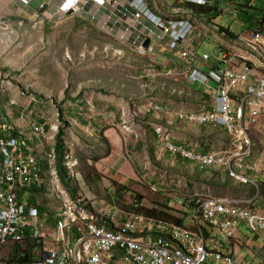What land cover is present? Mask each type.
I'll use <instances>...</instances> for the list:
<instances>
[{
  "label": "built area",
  "instance_id": "obj_1",
  "mask_svg": "<svg viewBox=\"0 0 264 264\" xmlns=\"http://www.w3.org/2000/svg\"><path fill=\"white\" fill-rule=\"evenodd\" d=\"M32 1L13 0L22 8H29ZM50 1L56 2L55 9L34 14L36 26L65 17L84 19L91 15L90 7L96 11L106 8L108 21L101 30L110 35L119 22L125 27L123 34H135L126 40L135 54L153 55L156 52L153 44L158 43L161 52L169 55L157 64L158 75L207 86L210 91L201 90L205 97L196 110H173L152 102L146 105L156 121L153 133L157 146L171 158L187 162L200 172L219 170L238 183L256 186L255 177L264 174V126L259 124L264 118L261 31L235 37L240 49L220 52L217 65L206 68L204 63L209 54L198 55L193 45L206 36L205 32L185 9L172 7V14L186 17L170 18L155 15L146 0H45L39 8L48 7ZM180 1L215 8L219 14L231 8L227 0ZM112 17L116 21L110 23ZM176 123L193 128H219L227 138L226 145L208 149L199 142L178 143L174 136ZM57 128L53 126L54 133ZM28 130L36 138L46 134L44 126L25 110L18 113L16 123L5 118L0 121V264H9L10 245L21 244L28 228L31 237L40 244L38 256L31 264H235L239 248L250 242L243 241L240 227L264 239V211L253 208L257 193L251 199L213 196L206 191L188 201L180 197L177 207L185 223H190L183 227L143 214L137 200L126 203L119 213H111L92 205L81 191L78 196L89 202L86 207L76 202L62 184L54 144L45 154L47 170L42 171L33 154ZM254 134H260L262 141H255ZM77 165V159L69 151L65 166L78 185L76 176H81L74 171ZM45 182L48 188L44 193L55 204L56 214L52 218L40 216L35 206L19 198L20 192H27L31 186L41 189ZM168 188L174 189L172 185ZM149 189L157 192L154 184ZM49 219L53 220L52 225H48ZM97 220L104 223L97 225Z\"/></svg>",
  "mask_w": 264,
  "mask_h": 264
},
{
  "label": "rangeland",
  "instance_id": "obj_2",
  "mask_svg": "<svg viewBox=\"0 0 264 264\" xmlns=\"http://www.w3.org/2000/svg\"><path fill=\"white\" fill-rule=\"evenodd\" d=\"M167 5H172L171 0H167ZM5 17L9 19L6 24L3 23ZM21 17L27 21L16 15L7 17L0 14V75L3 82L9 80L12 88L17 92L34 97L35 100L44 102L47 100L46 102L49 103L47 119L51 122L49 124H55L57 127L65 125L67 152L71 151L69 149L70 142L73 140L79 142L80 151L78 157H75L78 163L77 171H74L78 172L81 178L76 176L79 186L75 179H73L72 186L75 187L76 192L82 191L88 200L92 201V205H98L105 211L111 210V213L116 211L119 213L120 208L123 209L126 203L130 204L133 200L140 201L142 207L151 208L154 203L166 204L165 200L170 197L169 195H172L170 198L172 208L178 206L177 201L180 197L188 201L196 194H205L206 188L210 189L213 196L246 197L247 194L242 191L235 192L236 189H239V184L228 178L227 175V180L220 181L217 174L210 171L211 169L200 172L187 162L181 161L184 163L181 165L179 160V162L176 161V168L169 165L168 168L159 170L168 178L167 181L173 180V183L168 181L167 184H172L176 191L168 193L169 197H159L149 187L146 188L140 183L126 185L127 189H123V192L119 193L120 186L114 184L112 180L109 179V183L112 184V188H110L107 185V179L100 180V176L105 177L104 175L100 173L101 175L99 174L96 178L97 171L94 163L108 149L106 141L104 142L99 133L101 130L100 121L102 122L104 117H96L94 120L90 112L91 109L89 112L85 109V113L88 114L86 116L88 122L85 123L87 126L69 121L66 114L60 116L57 121L56 108L52 105L62 110L65 108L62 106H67L66 100L88 98L102 104L109 101H121L134 107L137 103L144 105L150 101L170 104L173 107L186 106L185 109L196 110L203 98L201 90L207 93L210 89L207 86L195 84L192 88H199V91L194 89L189 91V95H185V90H188L184 88L186 82L181 78L158 75L159 66L152 56L135 54L91 26L84 24L80 18H67L60 25L55 24L52 28L45 24L39 25V27L34 25L35 28H33L34 23L31 22L35 18L29 21L30 15L25 18L23 14ZM222 21L224 18L220 16L217 25L227 28L228 24H224ZM232 33H234L233 30ZM202 51L207 52L210 57V60L205 64L213 66L218 56V46L213 43L202 45L198 53L201 54ZM203 72H207L206 69ZM71 101L69 102L71 103ZM64 102L66 103L63 104ZM144 120L135 117L132 124L139 122L140 125V122ZM142 126L149 128L147 124H142ZM183 126L185 128L183 135L191 134L189 140L202 141L208 149L218 148L227 142L224 132L219 128ZM259 138L260 136H256L255 140L260 141ZM72 153L74 156L77 155L76 152L72 151ZM137 161L138 158L134 160V164ZM134 164L130 163V169ZM217 173H220L219 170ZM144 179L146 181V178ZM260 179H264V174L258 178V180ZM138 180L144 182L141 178ZM226 181L228 187L225 186ZM44 184L42 194L37 193V201L40 204L47 202L44 192H47L48 182ZM156 188L158 187L156 186ZM29 199V194L25 195V201L28 202ZM255 207H264L261 197L257 200ZM175 210L180 211L178 207ZM185 225L189 226V221ZM240 232L245 235L249 234L244 227H240ZM258 239L263 238L251 235L250 242L245 243L238 250L235 264H264V243ZM26 240L28 242V236L22 241L23 246L16 254L17 257H20L21 252H28ZM255 240L257 241L255 242ZM32 256L34 259L38 256L37 250L32 251Z\"/></svg>",
  "mask_w": 264,
  "mask_h": 264
},
{
  "label": "crops",
  "instance_id": "obj_3",
  "mask_svg": "<svg viewBox=\"0 0 264 264\" xmlns=\"http://www.w3.org/2000/svg\"><path fill=\"white\" fill-rule=\"evenodd\" d=\"M146 1L148 2L149 8L154 12L155 15L162 17H170L172 15V6L167 5V0H146ZM227 1L230 3L231 8H229L227 11L223 13L218 14L217 15L218 17L216 18L212 15V13L200 17L193 16V21L200 28V30L205 32L204 34L206 35L201 41H195L193 44L194 46H196L198 55H201L203 53L208 54L207 52H203V51L201 54H199L198 51L202 48V45H210L211 43L216 44L218 46L219 48L218 55L220 54V52L223 51L240 49L235 39L231 41L230 39L223 38L222 35L220 34V29L226 30L229 33V35L233 36V38L239 35L243 37H248L252 31H261L264 34V0H227ZM44 2L45 0H33L29 8L26 7L22 8L17 3L13 2V0H0V14L7 17H14L16 15L18 18H21L24 21L27 20L22 18L21 16L24 14L26 18V16L30 15L29 21H32L34 18V14H40L39 6ZM55 6H56V2L50 1L48 7H46L45 9L52 11L55 9ZM88 12L92 16H95V19L90 18L91 15L88 14L84 19H81L82 20L81 22H83L88 26H91L92 28H94L104 36L108 37L109 39L113 40L117 44L122 45L127 49L131 50L128 44L126 43L127 42L126 40L134 37L135 34L134 33L123 34L125 27L121 26L119 22L116 23L117 28L110 35L105 30H101V27L104 24H106L108 21V16H107L108 10L106 8H100L99 10L96 11L95 8L92 9V7H90L88 9ZM220 16L224 18V21L222 22L224 24H228L227 28L217 25V20ZM67 18H76V17H65L63 19L58 20V22L47 21L45 25L52 28L53 26H55V24L60 25ZM7 21H9L8 18L6 17L3 18L4 24H6ZM115 21L116 20L113 17L110 19V23H113ZM31 23H34L32 27L35 28L34 27L35 20L32 21ZM121 23L124 22L121 21ZM232 30L234 31V33H232ZM153 46L156 52L153 55H149V57L152 56L156 64L160 63L163 57L169 56L166 52H161L160 44L154 43ZM209 60L210 57L206 62H208ZM204 65L206 66V68H213L217 65V61L215 60L213 66H208V64L205 63ZM179 68H182L180 63H179ZM193 86H195V84L191 85L189 83H186V86L184 85V88L188 89L185 90V95L187 94L189 95V91H193L194 89L195 90L199 89V88H192ZM0 94H1L0 121L3 118H5L12 123H16L18 113L21 110H25L26 112L31 114L35 122L44 126L46 134L43 138L34 137L32 134H30L29 130H28V137L30 138V145L33 148V154L35 155L38 164L42 166V171L45 172L47 170L46 168L47 165L45 162V154L53 146V144L55 147V135H56L52 129L55 124H49L51 122H49L47 119L49 103L46 102L47 100L45 102L37 99L35 100L33 99L34 97H28V95H25L21 92H17L14 88H12V85L9 80L6 81L5 83L3 82L1 75H0ZM69 101L71 100H66L67 106H62L65 107L62 110H60L59 107L52 105L56 108L55 116L57 118V121L59 120L58 118H60V116L66 114V116L69 118V121L71 122L73 121L74 123L79 122L81 124H84L83 126H87L85 123L88 122L86 117L88 116V114H86L85 111L87 110L89 112L90 109H91L90 112L92 113V119L95 120L96 117H100V116L104 117V118L101 117L103 121L102 122L100 121L101 130L100 132L99 131L98 132L102 135L104 142L106 141L108 145V149H106V152L104 151L103 155L100 156V159L94 163L98 175L101 173L102 175L105 176V177L100 176V180L102 179L104 181L107 179L108 182L107 185L110 188H112V184L109 183V179L112 180L114 184L116 183L120 186L140 183L147 188L149 187L150 184H154L155 186L158 187L157 192L155 193L158 194L159 197L168 196L169 194L174 193L176 191L174 189L168 188L169 185L172 184L170 183L167 184V182L171 181L173 183V180L169 179L167 181L168 178H166L164 174L160 173L159 170L161 171L160 168L166 169L169 167V165H172L173 168H176L175 165L177 162L180 161L181 165L184 164L185 162L182 161L184 162L182 163L181 160L178 161L177 159L171 158V156H169L167 152H165L164 150H162L157 146L155 135L153 133V128L156 125V121L154 119L153 113L147 112L146 110V105L150 101L144 105L137 103L136 106L134 107L121 101L120 102L109 101V102H105L104 104L98 103L96 100L93 101L88 98L85 100L75 99L72 100L71 103ZM66 102H64L63 104H65ZM152 103L168 105L173 110H186L185 109L186 106L173 107L170 104L156 103V102L155 103L152 102ZM64 110H66L68 113L67 112L65 113ZM133 114H136V116H133ZM135 117H138V119L141 120H144L145 118L147 119L144 120L143 122H140L141 123L140 125L139 122H137L136 124H132V120ZM150 120H152V122H150ZM142 124H147L149 128L142 126ZM259 124L261 127L264 126V118L260 120ZM175 126H178L177 131L174 132L176 142L178 143L190 142V141L198 142V140H189L191 139L189 137L191 134L183 135L184 133L183 130H185L183 125H179L176 123ZM256 136H260L259 139L260 141H262V137L260 134H254L253 135L254 139ZM199 143H202V141H199ZM69 145L71 146L69 147V149H71L70 152L72 151L74 153L76 152L77 155L76 156L73 155V156L77 158L78 152L80 151L79 142L77 140H73L72 142H70ZM223 145H226V143ZM136 158H138V161L136 164H134V160ZM171 160H174L175 162H172ZM130 163L134 164V166H132L131 169L129 167ZM154 167L156 168L153 169ZM134 170H136V173H134ZM143 177L146 178V181ZM138 178L143 179L144 182L138 180ZM262 181L264 182V180ZM25 195H28V191L20 192L19 198L22 201L27 202L25 201ZM35 195L33 194V196L35 197V201L37 205L40 206V203L37 201V196ZM45 195L47 202L46 204L40 207L41 210L39 209L40 210L39 213L40 216H47V218H52V216L56 214L55 204L47 194ZM169 196H168L169 198H167L165 202L168 206L171 207L170 198L172 195ZM173 208L177 209V207H172V209ZM52 224H53V220L49 219L48 225H52ZM249 235L250 234L248 235L243 234L242 236L243 241L244 239L250 241L251 235L250 237ZM258 240L264 243V239H258ZM256 241L257 240H255V242ZM240 249L241 248H239V250Z\"/></svg>",
  "mask_w": 264,
  "mask_h": 264
},
{
  "label": "trees",
  "instance_id": "obj_4",
  "mask_svg": "<svg viewBox=\"0 0 264 264\" xmlns=\"http://www.w3.org/2000/svg\"><path fill=\"white\" fill-rule=\"evenodd\" d=\"M171 1H172V5H171L172 7L185 9L186 11L191 13L192 19H193V16L194 17H200L203 15H207L209 13H212L213 16H216L219 14V12L215 8H210V7H205V6H197V5H192V4H188V3H182L180 0H171ZM184 17H186V16L180 15V14H172L170 16V18H184ZM220 34L222 35L223 38L230 39L231 41L233 39H235V38H233L232 35H229V33L226 30L220 29ZM203 97H205V95ZM64 129H65V125L58 126L57 132L55 135V153L57 156L56 157L57 173L59 175V178H60L62 184L68 190L71 197L75 201H77L78 203L83 204L84 206L88 207L89 202H87V200L83 196H78L77 193H80V192L79 191L76 192L75 187L72 186V183H74L73 178L70 177L69 171L67 170V168L65 166L66 156L68 153L67 152L68 147H67V143L65 141ZM210 171L215 172L217 174V176L219 177L220 181H222V179L227 180L226 174L220 175V173H217V171H214V170H210ZM96 178H98V173H97ZM258 178H260V176L255 177L256 186H253L250 183L242 184V183L237 182V184H239L238 185L239 189H236L235 192L242 191V193L247 194L246 197L239 198V197H231V196H227V195H224L222 197H229V198H235V199H251L257 193V197L255 198V201H254V204L257 205V200L260 197H261V200L264 201V182L262 181L264 179L258 180ZM225 183H226L225 186L228 187L227 181ZM123 189L126 190L127 189L126 186H120L118 188L119 193L123 192ZM43 190H44V187L42 189L36 188L35 186H31L30 188H28V191L30 192V193L28 192L30 199L28 200L27 203H28V205L30 204V205L35 206L38 209V212H40V210H41L40 207L46 203L40 204V206L37 205V203L35 201V197L33 196V194L34 195L36 194L35 196H37V198H38L37 193L39 192V194H42ZM206 192L211 194V191L209 188H206ZM40 196L42 197V195H40ZM253 208L264 211V207L258 208V207L253 206ZM139 210L141 212H143V214H145L149 217L161 219V220L166 221V222H171V223H174L176 225H180L182 227L185 224V219H184V217H182V213L179 212L178 210L172 209L171 207H169L165 203L164 204L154 203L151 208H145V207L141 206ZM103 223L104 222H102V221L101 222L98 220L96 221L97 225H101ZM31 234H32V231L30 228H28V230L25 231V236L26 237L28 236V242L26 240V243L28 244V252L27 251L25 253L21 252L20 257H17L16 254L22 248L23 244L12 245L10 256L7 258V261L9 264H31L34 261V258L32 256V251L38 250L40 247V244L36 243V240L31 237ZM26 237H25V239H26Z\"/></svg>",
  "mask_w": 264,
  "mask_h": 264
},
{
  "label": "water",
  "instance_id": "obj_5",
  "mask_svg": "<svg viewBox=\"0 0 264 264\" xmlns=\"http://www.w3.org/2000/svg\"><path fill=\"white\" fill-rule=\"evenodd\" d=\"M44 10H45V8H41V9L39 10V13L41 14ZM147 44H148V41H145L144 46L146 47Z\"/></svg>",
  "mask_w": 264,
  "mask_h": 264
},
{
  "label": "bare ground",
  "instance_id": "obj_6",
  "mask_svg": "<svg viewBox=\"0 0 264 264\" xmlns=\"http://www.w3.org/2000/svg\"><path fill=\"white\" fill-rule=\"evenodd\" d=\"M57 157V156H56ZM47 168V167H46ZM42 189V188H41ZM29 192V191H28ZM30 193V192H29ZM77 202V201H76ZM48 207V206H47ZM10 247H12V245H10Z\"/></svg>",
  "mask_w": 264,
  "mask_h": 264
}]
</instances>
